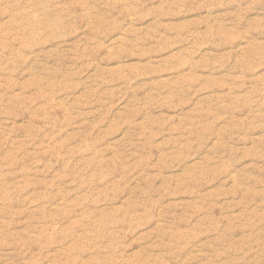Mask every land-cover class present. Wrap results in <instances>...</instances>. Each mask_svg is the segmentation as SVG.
<instances>
[{
  "label": "rangeland",
  "instance_id": "obj_1",
  "mask_svg": "<svg viewBox=\"0 0 264 264\" xmlns=\"http://www.w3.org/2000/svg\"><path fill=\"white\" fill-rule=\"evenodd\" d=\"M0 264H264V0H0Z\"/></svg>",
  "mask_w": 264,
  "mask_h": 264
}]
</instances>
